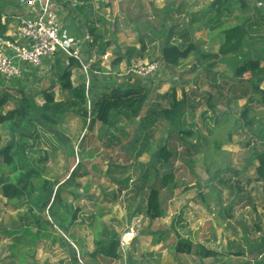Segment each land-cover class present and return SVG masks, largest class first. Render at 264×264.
Segmentation results:
<instances>
[{
  "label": "rangeland",
  "instance_id": "obj_1",
  "mask_svg": "<svg viewBox=\"0 0 264 264\" xmlns=\"http://www.w3.org/2000/svg\"><path fill=\"white\" fill-rule=\"evenodd\" d=\"M184 1L186 0H158V3L153 2L152 6L150 0H72L75 8L68 6L63 17L65 25L76 26L67 28L72 37H80L76 32L80 26L84 27L86 32L96 24L100 25L101 40L97 47L83 48V56L89 64L96 58L93 66L103 72L99 71L100 74L94 80L100 92L106 91V97L108 94L113 95L108 87L114 85L113 89H116V84L129 89L125 84L134 80L139 86L150 90L149 105L157 104L156 101L160 100L159 104L169 106V101L163 97L172 90L177 92L179 98L184 93L190 96L194 113L187 117L186 123L178 131L172 132L171 125L161 119L153 121L148 118L150 123L143 127L141 121L149 117L150 107L143 109L136 121L130 117L127 121H119L115 127H103L100 122H96L93 128H89L91 131L87 128L89 125L86 127L80 117L70 115L59 128L74 142L71 149L61 147L54 151L43 140L31 151L37 157L41 155L37 153L38 150L43 152L42 156L44 152L51 155L47 165L42 163V166L47 171L45 177L50 182L59 184L60 199L67 208L58 206L57 211L64 222H70L71 213L80 207L85 215L96 214V224L102 222L111 228L117 226L119 237H123L127 229L136 228L139 235L143 230L155 232L163 238L159 244L161 251L167 250L170 256L173 254L176 258H179V255L174 253L181 241L190 242L195 254L202 245L211 250H225L231 246V241H239L235 244L248 246V240H261V236L264 237V222H252L255 214L252 207L258 205L260 212L262 211L264 194L254 180L253 164H248L252 148H259L264 144V107L250 103L249 98L231 102L230 92L238 91L234 83L232 89L226 88L222 96L218 94L212 87L214 82L209 81L213 76L217 84L232 82V73L229 71V65L225 63L220 69L217 65L212 68L210 75L211 64L199 65L195 59L184 61L176 70L167 68L161 62L162 45L167 41L170 44L181 42V37L175 34L165 35V31H173L170 25L179 26V22L186 25L190 20L192 6L185 5ZM244 2L248 3V0H234L229 3V7L223 5L229 10L227 19L223 8L216 12L217 18H221L222 26L243 22L245 27L247 26L249 12L242 7ZM173 4L175 6L172 7ZM78 6L83 10L80 11ZM258 7L264 8V2L258 3ZM71 14L74 19H68ZM221 25L216 29L222 27ZM205 26L209 25L206 23ZM257 26L255 33L252 28V33L247 31L250 33L248 39L252 38L248 42L256 43L264 54V25ZM246 28L249 29L248 26ZM211 39L214 40V37ZM106 44L111 48L102 55L101 50ZM143 45L146 51L138 57V52L144 48ZM133 47L137 51L129 61L127 57L126 61L117 66L113 65L117 60L114 52L122 51L125 55L128 49ZM105 55H109V58L102 61ZM152 63H158L159 68L153 79L136 78L128 74L132 68ZM262 64L264 65V61ZM75 71L73 82L78 84L84 75L81 69ZM27 78L16 87L24 88L37 96L35 99L38 105L44 103L41 96L44 91L55 95L57 100L63 98L62 87L58 81L51 87L52 80L57 79L51 69L38 72L31 70ZM262 87L264 88V84ZM211 89L215 91L214 95L208 93ZM10 94L16 93L11 91ZM210 97L215 102L217 112H226L221 117L214 135L207 133L202 122V113L209 109L207 101ZM12 102L10 107L2 110L4 114L12 109L15 100ZM247 107L251 108L248 119L254 122L250 127L242 117ZM88 122L90 123V119ZM0 133L3 135V148L9 136L1 130ZM187 133L192 135L187 137ZM164 145L173 154L169 163L158 160L160 149ZM0 167V175L6 174L12 180L16 178V173L4 165ZM76 167L74 177L72 173ZM154 167L157 168L156 171ZM242 172L244 173L238 174ZM169 173L175 177L174 187L163 186V174ZM152 188L161 191L164 218L146 226L143 220L147 219V201ZM240 198H243L242 201ZM26 210L27 208L17 210L14 204L7 203L0 194L1 226L19 224L20 216L26 214ZM239 214L244 218L237 219ZM122 222L127 223L122 227ZM132 222H136L137 226L131 228L134 224ZM78 224L84 225L80 222ZM55 225L60 229L65 228L58 223ZM259 226L260 231L257 229ZM51 233L47 232L48 238L42 240L45 245L44 253L48 250L46 255L51 251L66 254V247L57 239H53ZM64 233L67 235L66 231ZM59 234L64 236L60 232ZM83 235L87 236L86 229ZM71 236L67 235L70 240ZM11 241L13 242L0 233L1 258L8 253L9 246L13 244ZM35 246L37 245L33 244V247ZM65 254L49 256L47 264H69L62 263L65 262Z\"/></svg>",
  "mask_w": 264,
  "mask_h": 264
},
{
  "label": "trees",
  "instance_id": "obj_2",
  "mask_svg": "<svg viewBox=\"0 0 264 264\" xmlns=\"http://www.w3.org/2000/svg\"><path fill=\"white\" fill-rule=\"evenodd\" d=\"M260 1L261 3L264 2V0ZM78 9L80 11L83 10L81 6H78ZM90 30L95 44L97 45L96 42L101 40V36L97 33V29L92 28ZM223 35L224 41L220 45L219 52L215 58L229 65L228 67L233 73L232 80L230 81H232L238 89V91L232 93L234 99L249 98L250 103H257L264 107V88L262 87L264 84V66L261 64L262 60L260 57H257L253 52L247 51L250 42H248L249 39L246 28L235 25L226 29ZM181 37L182 43L180 45H171L168 41L166 44H163L164 46L160 54L162 58L161 62L169 69H178L181 62L188 59L196 50L195 45L185 44L186 34ZM143 47L144 48L138 52V57H141L142 53L146 51V47L144 45ZM108 48L109 46L107 44L104 45L101 50L102 54H105ZM136 51L137 49L133 47L129 48L125 55L122 54V51L114 52L117 60L113 62V65H119L123 61H126L127 57L129 61V58L133 57ZM228 58H233V60H229ZM46 61L44 63L48 64L49 60L48 62ZM50 64L54 65L53 63ZM210 67L209 73L212 72V68L215 67V64L210 65ZM74 69H78L75 62L70 69L64 67L63 71H61L59 68L55 74L57 79L52 80L51 87H54L57 81L62 87V93L64 95L61 100H57L55 95L50 92L44 91L41 94L44 98V103L38 105L35 99L37 96L33 95L31 92H27L24 88L16 87L27 78L28 72L23 80L15 83L11 82L0 90V130L9 136V140L2 148L3 135L0 133V165H4L10 169L11 172L16 173V178L14 180L4 173V175H0V194L7 203L14 204L17 210L27 208L26 214L22 217L20 216V222L16 225L18 232H14L13 229H8L0 225V231L5 235L13 236L17 235L19 232L30 234L29 227L54 232L56 223L61 225L67 224V222H64L63 218L58 216L57 210H59V207H65L60 199L59 184L57 182H50L45 177L47 171L46 168L42 166V163L47 165L51 155L48 152H44L42 156L43 152L38 150L37 153L41 155L37 157L33 155L31 151L38 142L40 143L43 140L47 142L54 151L61 147L71 149L74 142L59 128L68 116L77 115L84 121L86 127L87 124L89 125L87 127L88 129L93 128L96 122H100L103 127H115L120 123L119 121H127L130 117L133 118V121H136L141 111L146 107H150V110H148L149 117L141 121L142 126L144 127L147 123H150L148 122V118H151L153 121H155V119H161L169 123L171 125V131L174 132L178 131L179 128L186 123L187 117L194 113V107L192 106L193 102L190 96L184 93L181 98H178L177 92L174 90L163 97L169 101V106L159 104L160 100L156 101L157 104L149 105L151 97L150 90H148L147 87L139 86L136 80L128 81V84H125L130 87L129 89L124 85L116 89H113L114 85L108 87L107 89L112 90L111 93H113V95L109 96L108 94L106 97V91H99L100 88H98L94 80L98 74L94 73L91 77V86L89 89L93 110L88 112L86 84L82 81L77 87L73 86L71 76ZM33 70L38 72V69ZM98 71L103 72L100 68H98ZM211 79L214 82L213 88H215L220 95L223 93L224 88L233 87L232 82L224 81L222 83L218 82L217 84L215 78L211 77ZM13 83L14 86H12ZM11 91L16 94H10ZM93 96H97L96 102H94L95 99ZM12 100H15L14 106L4 114L2 110L10 107L13 103ZM207 104L209 105V109L202 113V122L207 129V133L214 135L223 113L217 112L212 97L207 101ZM249 112H251V108L247 107L242 115L248 127L254 124L253 120L248 119ZM89 119L90 123L88 122ZM89 131H91V129H89ZM179 134H182L181 131ZM191 135V133L186 134L187 137ZM160 153V159L158 160L169 163L173 154L166 148V145L160 149ZM250 157L248 164L252 165L254 162L257 164L254 168V180L260 185L261 191L264 194V144L259 148H252ZM76 169L77 167L72 173L74 177L76 175ZM156 170L157 168L154 167V171ZM228 170L235 171L233 169ZM244 172H246V170ZM244 172L238 174H243ZM220 181L222 182L223 179H220ZM162 183L163 186L174 187V175L172 173L163 174ZM239 183L238 181L237 184L239 185ZM241 191L243 192V189ZM242 199L243 198H240L241 201ZM66 208L67 207H65V209ZM147 216L152 221L164 218L161 191L156 188H152L149 192ZM95 219V215H85L83 210L77 207L71 213L70 225L71 223L80 222L81 224L93 227ZM58 220L59 222H57ZM257 229L260 231V226ZM179 245L180 246L176 248L179 253L192 254V244L190 242L181 241ZM69 247L71 248L70 244ZM97 248V252L108 255L112 259H119L120 257L118 253L120 248L119 240H113L108 245L97 243ZM14 249L20 251V245L15 243ZM251 252L258 257L264 255V239L254 242L251 245ZM209 255L215 254H203L202 257H209Z\"/></svg>",
  "mask_w": 264,
  "mask_h": 264
},
{
  "label": "crops",
  "instance_id": "obj_3",
  "mask_svg": "<svg viewBox=\"0 0 264 264\" xmlns=\"http://www.w3.org/2000/svg\"><path fill=\"white\" fill-rule=\"evenodd\" d=\"M65 1L66 2L62 3V0H56V4H57L58 13L60 11L59 14L62 17V23L64 24V28L67 30L68 27L72 29V28H75L76 26H72L71 24L65 25L64 18H63L65 15L64 11L65 9H67L68 6L70 8L72 7L75 8V5L72 3L71 0L70 1L65 0ZM150 2L153 6V2L158 3V0H150ZM233 2L234 0H186L184 1L185 5L192 6L190 7L191 12L189 13V16H190V20H188L189 22L187 21L186 25L180 24V22L178 24L179 26L170 25L173 31L172 30L170 32L165 31V35L172 36L173 34H175L179 38L182 35L186 34L187 37L185 39V44L186 45L193 44L196 46L195 52H193L189 56V58L184 61H187V60L194 61L195 59V61L199 65H208V64L214 65L215 64V66L217 65L219 69L221 68V66L224 65V63L221 62L220 60H217L215 56L218 54L220 45L224 41L223 32L226 29L232 26H235V25L222 26L221 18L220 19L217 18L218 13L216 12H218V10L223 8L225 11L224 13H225L226 19H227L229 10L223 7V5H227L229 7V3H233ZM258 3H261V1L260 0H248V3L244 2L245 5L242 6L247 12H249V17L247 18V21H246V25L248 26L249 29L247 30L246 28L247 26L245 27L244 25L245 22L239 23L238 25L243 26L244 28H246L247 31L251 33L252 31H254L255 33V30H257L258 28L257 25H260L261 27L264 25V8L258 7ZM173 6L175 5L173 4L172 7ZM258 9L263 10V11H260ZM67 14L68 13H66V15ZM36 15L37 13L35 10L19 5V0H0V24H1L0 34L5 35V36L15 35L19 28L18 18H35ZM68 16H69L68 19L75 18L73 14H71V16L70 15ZM206 23L209 26H205ZM218 25H221L222 27H220L219 29H216ZM83 28L84 27L80 26L79 29L76 30L78 35H82L84 33ZM92 28L97 29V33L99 34V29H100L99 24H96ZM250 28H252V31ZM90 29H88V31ZM212 36L214 37V40L211 39ZM249 39H252V38H249ZM96 43L98 44V42ZM181 43L182 42H180V44ZM164 44H166V42ZM180 44H176V45H180ZM255 44L250 43L247 51L253 52L254 54H256L257 57H260L263 63L264 54H262V50ZM95 46L97 47L96 44ZM163 46L164 45H162V48ZM110 48L111 47H109L108 50ZM228 59L233 60V58L231 59L228 58ZM184 61L181 62L179 68L181 67V65H183ZM46 62H48V60ZM50 63H53L54 65ZM25 67L27 68L28 72L33 70L28 65H26ZM54 67H55V70H53ZM59 68L61 69V71H63L64 55L61 52L57 54L55 59L49 60L48 64L45 63L43 67V69H51L54 75L56 74ZM75 70L76 69L72 71L71 79H72L73 86L77 87L78 85L82 83V81L84 83V77H82V79L80 80L78 84H75L73 82V79H75V73H76ZM229 71L232 73L230 69ZM210 75H212V72L210 73ZM230 79L232 80V76L230 77ZM211 81L212 79L209 82ZM1 85H3V88H4L8 84L1 83ZM119 86L120 85L117 86L115 84V87L119 88ZM230 88L232 89V86H230ZM225 89L226 88L223 89V93ZM213 92L215 91L211 89L209 90L208 93H210L211 95H214ZM232 93L230 92L231 102L236 103L238 99H234ZM99 94H102V93H99ZM221 96H222V93H221ZM93 97L95 99L94 102H96L97 96H93ZM225 114L226 112H223V115ZM256 166L257 164L256 162H254L253 167L255 168ZM252 208L255 213L254 217L252 218V222H264V205H263V209L261 212L259 210L260 208L258 205H254ZM94 215L96 217L95 213ZM232 216H233L232 218H234L233 214ZM146 218H147L146 221L143 220L146 226L150 222H154L148 218L147 210H146ZM236 218L243 219L244 216H240L239 214V216ZM155 221H159V219ZM126 223L127 222H122L121 226L122 227L125 226ZM132 224L133 226L131 228H134V225L137 226L136 222H132ZM64 226L65 228H62V229L67 232V235H70V236L72 235L71 236L72 240H70L67 237V235H65L64 233L65 231H63L56 225L54 226L55 231L52 232L51 235L53 239H57L58 241L61 242L60 244L62 246L66 247V251H67L66 254L58 253L56 251H51L49 252V255H46V253H48V250H45V253H44L45 245H43L42 240L44 238H48L47 232L49 231H45L42 229L38 230L35 227L34 228L29 227L30 234H23L19 232L17 235H13V236L5 235L4 233L0 231V233L3 234L5 237H9L10 239L13 240V242L11 241L13 243L12 246H9L8 253L4 255L2 258L0 255V264H47L49 260V256L64 255V254L66 255V259H65V262H62V263H69V264H264V255L258 257L255 254H252L251 252V245L256 241H259L260 238H255L257 240H248V246L235 244V243H239V241H231L232 243L231 246L229 248H225V250H220V249L211 250L207 248V246L205 245H202L201 249L197 251L195 254L193 253L194 250L192 247L193 251H192V254L190 255L179 253L176 250L174 254L179 255V258H176L173 254L170 256L167 250L161 251L159 247V244L162 243L161 240L163 239L161 236L156 235L155 232H152L151 230H143V232L140 233L139 235V233L136 232V228H135V232L138 235V236L136 235L137 238L135 237L136 239L134 238L132 240L133 242L129 241L127 244V247L124 250L120 246L119 251H118L119 256H120L119 259H112L108 255H104L102 253L97 252V249H98L97 243L108 245L113 240H119L120 245H121L122 236L119 237L120 235H119V230L117 229V226H115V228H111L108 224H103L102 222H97L96 224V219H95L94 226L92 227L93 229L85 225H80L78 224V222L71 223V225H70V222H67V224ZM104 226L105 228H103ZM7 228L13 229L14 232H18L17 231L18 228L16 227V225L8 226ZM85 229L87 230V236L84 237L83 232L85 231ZM127 230L126 232L131 231L132 229L128 231ZM59 232L64 236H60ZM19 234H22V235L20 236ZM261 238L264 239L263 236H261ZM15 243L20 245V251H16L14 249ZM33 244L37 246L33 247ZM69 244L71 245V248L69 247ZM208 253H213L215 255H209V257H202L203 254H208ZM182 256H184L185 258L182 259L181 258ZM187 259H194V260H187Z\"/></svg>",
  "mask_w": 264,
  "mask_h": 264
},
{
  "label": "built area",
  "instance_id": "obj_4",
  "mask_svg": "<svg viewBox=\"0 0 264 264\" xmlns=\"http://www.w3.org/2000/svg\"><path fill=\"white\" fill-rule=\"evenodd\" d=\"M63 2L66 1L62 0ZM19 5L35 10L37 15L35 18H18L19 28L15 35L0 34V90L3 88L1 83L9 84L23 80L28 72L26 65L38 71L42 70L46 60L55 59L61 52L64 55L66 69H70L74 62L78 69H81L86 84L87 109L91 112L93 110L89 91L91 77L93 73L98 75L100 73L93 66L96 58L89 64L83 56V48H90L95 44L90 31L79 35V38L72 37L63 26L56 0H19ZM108 58L109 55H105L102 61ZM158 72V63H152L132 68L128 74L147 79L154 78ZM136 235L135 229L126 232L121 239V248L124 250Z\"/></svg>",
  "mask_w": 264,
  "mask_h": 264
},
{
  "label": "water",
  "instance_id": "obj_5",
  "mask_svg": "<svg viewBox=\"0 0 264 264\" xmlns=\"http://www.w3.org/2000/svg\"><path fill=\"white\" fill-rule=\"evenodd\" d=\"M157 156H159V154H157Z\"/></svg>",
  "mask_w": 264,
  "mask_h": 264
}]
</instances>
